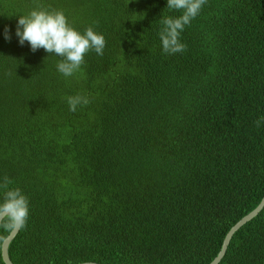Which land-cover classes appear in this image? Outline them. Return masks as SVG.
<instances>
[{
  "label": "trees",
  "instance_id": "obj_1",
  "mask_svg": "<svg viewBox=\"0 0 264 264\" xmlns=\"http://www.w3.org/2000/svg\"><path fill=\"white\" fill-rule=\"evenodd\" d=\"M37 6L92 26L103 55L65 77L21 46L18 16ZM179 15L167 0H0V203L18 188L29 208L13 264H210L261 202L264 0H207L186 51L166 54L161 20ZM77 94L91 102L71 112ZM219 264H264V207Z\"/></svg>",
  "mask_w": 264,
  "mask_h": 264
},
{
  "label": "clouds",
  "instance_id": "obj_2",
  "mask_svg": "<svg viewBox=\"0 0 264 264\" xmlns=\"http://www.w3.org/2000/svg\"><path fill=\"white\" fill-rule=\"evenodd\" d=\"M207 0H167V8L181 12L178 17L166 16L161 20V29L158 32L162 50L166 54L183 53L186 45L180 40L185 26L199 14ZM15 35L22 46L26 41L33 52L43 48L45 52L59 56L57 71L65 77L72 76L84 64V57L89 51L103 55L106 45L102 34L94 31L92 26L87 27L83 34L71 27L61 10H48L35 7L26 15H19ZM4 38L10 39L5 27ZM87 95L77 94L67 97L69 111H77L78 106H87L90 103ZM262 120L256 121L259 128ZM11 181L5 177L0 187L7 189ZM29 216L28 199L17 189L7 190L3 202L0 203V227L6 231H17L26 226Z\"/></svg>",
  "mask_w": 264,
  "mask_h": 264
},
{
  "label": "water",
  "instance_id": "obj_3",
  "mask_svg": "<svg viewBox=\"0 0 264 264\" xmlns=\"http://www.w3.org/2000/svg\"><path fill=\"white\" fill-rule=\"evenodd\" d=\"M264 207V195L261 200V202L258 204V206L248 215L243 217L239 222H237L226 234L221 249L219 253L217 254L216 258L210 263V264H219V262L222 260L226 249L229 245L230 240L232 239L233 235L241 229L246 223L253 220L263 209ZM19 230L17 231H11L10 234L4 239V241L1 244V257L4 264H13L8 256V247L12 240L15 238ZM84 264H94V263H84Z\"/></svg>",
  "mask_w": 264,
  "mask_h": 264
}]
</instances>
